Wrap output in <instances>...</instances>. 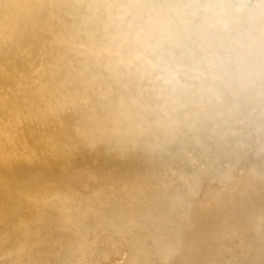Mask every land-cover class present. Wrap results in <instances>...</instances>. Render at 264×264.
I'll return each mask as SVG.
<instances>
[{"label": "bare ground", "instance_id": "6f19581e", "mask_svg": "<svg viewBox=\"0 0 264 264\" xmlns=\"http://www.w3.org/2000/svg\"><path fill=\"white\" fill-rule=\"evenodd\" d=\"M219 63L221 69H213ZM203 64L204 74L213 69L219 78L240 80L241 90L262 98L263 109L264 0H0V264H66L81 228L85 236L78 243L82 246L85 240V248L68 264H118L121 255L112 254L113 249L120 234H129L131 228L145 257L160 251L164 239L172 238L170 247L178 243L184 224L194 220L190 214H167L160 207L166 204L164 196L141 217L135 215L136 207L131 210L134 203L116 208L108 198L116 194L117 181L97 188L108 169L95 164L105 147L88 156L93 167L86 159L79 162L84 155L78 153L93 136H101L103 143L115 137L110 128L118 129L114 124L119 112L148 123L153 107L148 80L170 76L167 95L175 98L184 89L177 79H195ZM92 90L91 96L85 93ZM130 104L142 107L126 112ZM169 127L162 130L165 136L174 130ZM142 134L148 142L145 131L132 137L139 140ZM148 144L151 153L144 158L134 153L122 167L116 157L112 166L119 169L113 171L118 180L130 179L128 174L164 173L155 154L161 144L154 149ZM184 160L180 157L179 165ZM248 167L245 164L242 173H248ZM121 182L124 194L119 200L130 203L137 190L125 189L129 183ZM176 196L185 201L181 193ZM176 205L170 203L168 209H181ZM119 208L123 211L117 215L107 212ZM53 212L60 216L55 219ZM61 217L75 223L72 232L66 223L56 224ZM204 219L193 227L213 228L212 235L234 233V222L226 215L209 223ZM127 221L130 225L121 230ZM241 224L236 222V227ZM252 228L262 234L264 223ZM98 244L108 248L97 251ZM171 255L164 258L168 261ZM237 259L236 264H250Z\"/></svg>", "mask_w": 264, "mask_h": 264}, {"label": "water", "instance_id": "95a60500", "mask_svg": "<svg viewBox=\"0 0 264 264\" xmlns=\"http://www.w3.org/2000/svg\"><path fill=\"white\" fill-rule=\"evenodd\" d=\"M89 90V89H88ZM87 91V90H86ZM95 91H97L95 89ZM94 90H92V92H85L86 94H88L89 96L93 95ZM227 96H229L230 94L226 93ZM245 93H241V96H244ZM246 96V95H245ZM228 99L230 101L234 100V97L229 96ZM244 99V98H242ZM89 105H91L90 103H88ZM106 106V105H103ZM102 106V107H103ZM142 107V105H132L130 104L129 107H125V111L126 112H130V110L134 109H140ZM163 107V106H162ZM166 109V108H165ZM162 109L160 107H158V113L161 111ZM168 110V111H167ZM138 111V110H137ZM165 111L167 112H161L160 114H162L163 120H165L164 124L165 125H171L172 127H169L171 129H174L173 132L174 134L179 132L180 128L178 127L177 129L174 128L175 125L173 126V123H171V121H169L170 119H172L170 116L172 113L177 112L175 109H166ZM140 112V111H139ZM137 112V113H139ZM132 114V113H131ZM191 113L186 114V115H182L180 116V113L178 112L176 117L174 119H178V118H187L188 122L187 124L189 125V130L190 133L187 134L188 137H184L186 143L184 144L183 141V145L189 148H192L193 151V155L196 157V159L192 158L191 161V166L188 167L189 170L187 169H177L178 173L174 172L173 170L166 173V175H159L160 177L155 175H140L138 177H129L130 179H119L116 178V175L113 174V171H115L116 173L119 172V169H115L113 165L114 160H116L117 158V163L120 164V167H122L121 165H125L127 163V161L131 160V157L134 156L133 154L136 153L138 156L140 157L142 156V158H144V156L148 155L149 153H151L152 151L148 150V142H145V138L141 135H138L137 139H133L132 135L135 133H143L145 131V134L149 135L151 134L150 129H152V124L146 123V122H142L139 120H137V118H134L132 115H124L121 114L120 112L117 114L116 116V120H115V127H118V129H115V131H112V127L110 128V133L115 134V137H112L111 139L107 140L108 143H103L102 142V137L101 136H93L91 139H89V142L87 143V146H85L84 152L78 153L82 154L84 156H79V162H82V164L85 162L83 161L84 159H86V161H88V163L90 164V167L96 166L95 164H103L102 168H106V166H104V164L108 165V169H105L104 171L106 175L108 176H104L102 178L101 183H99V185L97 186V188L102 187V185H104L105 183L108 182V184H111L113 180H116L117 182L114 183L113 188L115 186V190L117 191L116 194L114 193V196L112 195L111 198H108V202H110L111 205H117L116 208H118L119 206H126V205H130L133 204V208L131 210H134V207L136 208H142V207H147L148 205L150 206V204H152L155 200L157 201V198H161L162 196H164L163 200L166 202V204H164V202H162L160 204V207L162 210H166L167 214L168 212L171 213L172 212V208L168 209L169 206V197L171 194H176L179 189H183V193L187 194L189 190L195 189L197 188L196 192L200 194H204L205 190L203 189L204 186V181L206 180L202 174L201 171V167L202 164H207V166L209 167V169L214 170V165L216 167H220V169L218 170H222L227 168V166H231V168L235 165L240 166V164H253L254 162H256L257 156H256V152L252 149H250V147L248 145H244V147H241L240 144L238 143L237 140H234L232 138H230V133L229 131L232 130V128L234 127L233 122H229L227 124L230 125V130L227 131L225 130L226 133L222 134L220 132H218L220 136H214L215 133L213 134L212 132L208 131L207 128H204L205 126H207L205 123L207 122V119H210L209 117H204L203 114L200 117L199 115L195 116L192 115L190 116ZM212 116V113H209ZM166 115V119L164 118ZM264 115V114H263ZM121 116V117H120ZM131 117H133L134 119H131ZM226 118V117H225ZM211 120V119H210ZM262 122V121H261ZM264 122V121H263ZM186 123V122H185ZM163 123H156L155 125H162ZM163 124V125H164ZM194 125L191 129H190V125ZM203 124L204 127H202L201 129L199 128V126H202ZM223 127V128H227ZM176 129V130H175ZM205 129H207V132L205 131ZM210 129V127H209ZM217 129V128H215ZM135 130H137V132H134ZM133 131V133H132ZM147 131V132H146ZM218 131V130H217ZM170 132V133H171ZM156 133V132H155ZM153 133L152 135H157L159 133V135H163V131L159 132L157 134ZM170 134V137L172 136V134ZM119 134V135H117ZM173 134V135H174ZM140 136V137H139ZM194 136V137H193ZM167 137V135H166ZM88 140V139H87ZM193 140V141H192ZM157 142V140H155ZM86 143V142H85ZM89 143H92L91 146H89ZM172 143H170V145H166L167 147H170ZM103 145V146H102ZM192 146V147H190ZM246 146V147H245ZM102 147L104 148V153H101L103 157H100L97 155L95 164H93V160L92 158H88V156H91V154L97 152V150L102 149ZM130 147H134L135 151H133V153L131 152ZM117 150V151H116ZM183 151V150H182ZM103 152V151H102ZM119 153L120 155L116 154ZM191 152V151H190ZM189 152V154H190ZM185 155V153H183ZM245 154L244 156H248V160L245 161L244 156L243 158L240 157V155ZM208 155H210L211 159H209V163H211L210 166L208 161H206V158L208 157ZM264 156V154H262ZM96 156V155H93ZM117 157V158H116ZM195 160V161H194ZM105 161V162H104ZM120 161V162H119ZM133 161V160H132ZM135 161V160H134ZM214 161V162H213ZM214 164V165H213ZM85 165V164H84ZM117 166V165H116ZM119 166V165H118ZM112 171V172H110ZM204 172V171H203ZM211 172V171H210ZM114 175L111 176L110 175ZM226 173V171H225ZM110 175V176H109ZM185 175V176H184ZM189 176V183L185 184L183 183V177ZM232 175L228 174L227 177L231 178ZM110 177H113L109 180ZM226 177V178H227ZM264 177V176H263ZM181 178L182 181H180ZM225 178V179H226ZM238 178V177H237ZM138 179L140 181H138ZM233 179V178H232ZM248 180V179H247ZM124 181L126 183H129V185H126V188H130V189H136L137 193L136 195H133V198L131 196V198H133V201H131L130 203H124V200L121 202L119 200V198H122V194L123 190L121 187V185H119L121 182ZM254 186H257L256 183V179H254ZM123 182V183H124ZM139 182H141L139 184ZM224 182V181H223ZM125 183V184H126ZM230 183H234V190H235V204L237 206L235 207H231L230 205L228 206L225 203V192L223 191V193H220L219 198L216 197L217 194H215L212 197H208V200L205 201L206 206H209V211H206L205 214V219L204 222L206 221L207 223H209V221L216 219L218 215H222L224 213H229L230 217L232 218V221L234 223H232L234 228L232 231H234V233H226L225 231H223V235L220 236L219 234L217 235H212L210 233V230H212L213 228H208L201 224L198 226V228L193 227L194 225H197L200 220H202V216H199L197 219H194L192 221V223H185L184 224V229H185V233L184 235H182V238L180 239L179 236V241H177L178 243H175V245L173 247H170L171 244L169 243L170 239L172 240L171 237L167 238L166 241L165 239L162 241L161 243V248L159 249L160 251L155 250L152 251V254L155 253V255L151 256H147L143 254L140 255V250L137 249L140 245H138L136 243V238L133 237L131 234H133V229L131 228V230H129V234L126 233H121L119 239L121 240L118 244L117 247H115V249H113V253L112 254H119L121 255V258H118V260H120V262L118 264H131L130 262H141V264H145V262H147V264H236L237 262V258H245V261H249L250 264H263L264 263V232L262 234L258 233V231L255 229L252 231V224H255L258 222L259 226L260 224L263 225L264 221L262 220L264 218V214L263 217H260V215L262 213H264V207L260 206L256 203V205L254 204L255 201H253L252 197H258L256 199V202H260V198H262V189L259 188V190L250 189V196H252L251 198H248L247 202H245L244 198L241 197V193L244 192V190H240L243 189V184H240V188L238 189L237 185L234 180L231 181V179H229L228 181H225L224 184H230ZM248 185L250 186V188L252 187V181L248 180ZM122 184V182H121ZM135 184V187H133ZM202 185V186H201ZM259 187V186H258ZM112 188V189H113ZM158 188V189H156ZM111 189V190H112ZM121 189V191H120ZM163 189V190H162ZM120 191V192H119ZM181 191V190H180ZM208 191V190H207ZM258 191V192H257ZM82 193H87V191L85 189L82 188ZM181 193V192H180ZM198 193V195H199ZM119 195V196H118ZM195 195V196H198ZM244 195V193H243ZM86 196V195H85ZM88 196V195H87ZM86 196V197H87ZM161 196V197H160ZM228 197H230V195H228ZM138 199V200H137ZM153 199V200H151ZM194 199V198H193ZM250 200V201H249ZM155 201V202H156ZM144 204V205H143ZM84 205V203L82 202L80 204V207ZM135 205V206H134ZM143 205V206H142ZM166 205V208H164V206ZM93 206H95V204H93ZM211 206V207H210ZM98 207V205H96V208ZM115 208V209H116ZM131 208V207H130ZM208 208V207H206ZM213 208V209H212ZM219 209L220 212H217L218 214H216L215 212H213V215L210 216L207 213L211 214L212 211L210 210H215V209ZM137 209V210H138ZM245 209H247L249 212H246ZM49 211V209H47ZM45 210V211H47ZM111 210V209H110ZM252 210H256V212L258 213V217L254 218L252 216L248 217L249 215L252 214ZM120 211H123L122 208L117 209V211H107L108 213L111 212V214L113 215H117L119 214ZM174 213L172 215L175 216H180L179 214H182V211H184V209H178V210H173ZM48 213V212H46ZM110 214V213H109ZM216 215V216H215ZM53 216L55 217V219L58 218V216H60V213H55L53 212ZM104 217V215H103ZM114 217V216H113ZM112 217V218H113ZM207 217V218H206ZM215 217V218H213ZM252 217V218H251ZM247 218V219H246ZM254 218V219H253ZM261 218V219H260ZM114 220V219H112ZM240 222L242 223L240 225V227L238 228V226L236 227V222ZM217 223H219V221H216ZM254 222V223H253ZM66 223V224H65ZM183 223V222H182ZM57 225L62 226V225H66L68 227V231L69 233L72 232L71 229H73V227L75 226V223L68 224L67 222L63 221V218L61 217V220L59 222H56ZM118 224V223H116ZM206 224V223H205ZM127 225L129 226L130 223L127 221L124 225L121 224V230L124 229L125 227H127ZM203 225V226H202ZM57 227V226H56ZM194 228V229H193ZM67 231V229L65 230ZM82 233H80V236L83 237L84 235V229L81 228ZM135 232H137L135 230ZM134 232V233H135ZM222 231L220 230V233ZM66 234V233H65ZM137 236V235H136ZM170 236V235H169ZM55 237H60V234H56ZM79 238V240H77V244L73 246L71 252H69L66 256V264H68V261L71 260H76L77 256L79 255V252H81L82 250H84L85 248V240L82 242V246L80 245L82 238ZM122 239L124 241H122ZM201 239V240H200ZM233 243V245H230L231 240ZM206 240V241H203ZM80 242V243H78ZM204 242V243H203ZM227 243V246H223L222 244ZM102 243V242H101ZM100 244V242H99ZM98 244V245H99ZM84 245V248H82ZM239 245V246H236ZM135 246V247H134ZM108 248V247H106ZM105 245H99L97 251H106ZM109 250V249H107ZM213 250V251H212ZM253 255V258H251V253ZM126 252L127 256H122V252ZM224 251L227 252V256H225V258H223L222 254L224 253ZM202 254V257H198V254ZM210 254L206 257V255L204 256V253ZM125 253V254H126ZM157 253V254H156ZM168 254H172L171 258L167 261L164 257ZM251 256V257H250ZM14 258V257H13ZM12 258L11 261L14 262V259ZM151 258V259H150ZM142 261H141V260ZM150 259V262H149ZM110 260V259H109ZM124 260V261H123ZM7 264V263H5ZM9 264V261H8Z\"/></svg>", "mask_w": 264, "mask_h": 264}, {"label": "rangeland", "instance_id": "374dc122", "mask_svg": "<svg viewBox=\"0 0 264 264\" xmlns=\"http://www.w3.org/2000/svg\"><path fill=\"white\" fill-rule=\"evenodd\" d=\"M205 50H208V48H206ZM175 55L178 57L177 54ZM219 64L213 69H216V68L221 69L220 66L222 64L221 63ZM203 66L205 65L204 64L202 65L201 71H198L199 72L198 76H195L196 77L195 79L189 78V76H186L188 77L187 81H184V79L182 81H180L179 78L177 79L179 82H181V83L178 82L179 84H184L182 86L184 87L183 92H185V93L182 92V95L177 96L178 98L177 97L169 98L172 94H169V96L167 95L168 91L166 89H167V84L171 82V80L169 79L170 76L168 77L162 76L161 78L159 76H156L154 78H151V80H148V83L145 84V86L149 87V89L152 91V94H151L152 97L149 102L151 104V107L153 106L151 110V115H150L151 117L148 121V123L150 122L152 124V129H150L152 131H150L151 132L150 136L146 134L148 138L147 141L152 145L153 149L155 148L156 144H159V145L161 144L159 153L156 151L155 154L159 155L158 160L163 165V166L161 165V167H164L163 168L164 173L156 172L153 175L157 174L156 176L160 177L159 175L161 176L166 175V173L172 170L178 173V170H177L178 168L180 170L181 169L189 170L191 167L189 169L188 167L191 166L192 158L196 159V157L192 153L193 149L183 145V141H184V144L186 143V141L184 140L185 139L184 137H188L187 134L190 133L189 125H188L189 123L187 124L188 122L187 118L181 117L178 119L177 118L174 119L178 112L180 113V116L191 113L190 116L194 115V117L197 115L201 117L202 114L204 117H209L211 120L210 119L206 120L207 122L205 124L207 126L204 127L205 124H203L202 126H199V128L200 129L202 127L207 128L208 131L212 132L213 134L215 133L214 136L216 137L220 136L218 135L219 134L218 132H220L221 130L222 131L220 133L222 134V136L224 133H226L225 130L227 131L230 130L231 127L227 123L231 121L233 122V124L237 123L236 125H234L232 130L229 131L230 138L237 140L241 147H244V145H248L250 149L253 148V150L256 152L255 154L258 160L251 165L248 164L249 165V167L247 168L248 173H242L243 171L242 167L245 164L243 165L240 164V166L235 165L232 168L231 166L230 167L227 166V168L222 169V170H218L220 169V167H216L214 164H213L214 170L209 169L207 164L206 165L202 164L200 172H202L204 178L206 179L203 182L205 186L203 188L205 190V193L200 194L199 193L200 191H199L198 192L199 195H198V193L196 192L197 188H195V189L189 190L188 193L185 194L183 193L184 192L183 189H179V191L176 194H171L169 197L170 198L169 204L173 202L176 203L177 204L176 206L184 209L185 212L187 214H190L194 219H197L199 216L206 213V211H209V206H206L205 204V201L208 200V197H212L215 194H217L216 197L219 198L220 193H223V191L225 192V198H224L225 203L228 206L230 205L232 208L237 206L235 204L236 197L234 195L236 194L234 190V187L236 185L234 186V183L224 184L225 181H228L229 179H231V181L234 180V182L238 184L237 185L238 189L240 188V184L241 183L243 184V189H240V190L241 191L244 190L243 192L244 195L243 193H241L240 196L244 198L245 202H247L248 198L252 197L249 195L250 189L251 190L253 189L259 190V188L262 189L263 190L261 193L262 198H260L259 200L261 201V203H264V177H263L264 176V156L262 155L264 154V122H263L264 121V115H263L264 107L262 110L260 109L261 105H260L259 100L261 97H259L258 95L253 96L252 92L250 93L249 90L248 91L243 90V89L241 90V87L239 85V83H241L240 80L238 82L236 81L233 83L232 81L234 80L231 79L232 81H230L227 76H223L219 78L217 76L216 70L214 71L213 69H211L208 75L207 73L204 74L202 71L204 70L205 67ZM195 81L196 83L191 84L192 82H195ZM232 83L234 84L233 88H231ZM171 88L172 90H174L175 86L173 87L170 86V90ZM206 88H208V92ZM242 92L245 93L246 96L245 95L241 96ZM160 93L162 94V96L160 95ZM226 93L230 94L229 96L234 97V100L230 101L228 99L229 96H227ZM163 95L166 97H163ZM179 98H180V101L178 100ZM158 107L162 109L159 113H158ZM165 108L166 109L171 108L177 111L171 114L170 117L172 119H170L169 121L173 123V126L175 125L174 128L176 129L178 127L180 128L179 136L173 135L174 133L172 134L171 137L170 136L166 137L164 134L159 135L158 131L162 132L163 129H166L167 126H169V125L164 124L165 120H163L162 114H160L161 112L168 111V110L165 111L166 110ZM258 109H260L261 112H258ZM209 113H212L213 117H211ZM164 116H165L164 118L166 119V115ZM160 122L163 123L164 125L163 124L161 126L155 125L156 123H160ZM193 126H194L193 124L190 125V129ZM226 126L228 127L223 128ZM207 129H205L206 132H207ZM153 133L155 134L158 133V134L153 136L152 135ZM155 140H157V142ZM170 143H172L171 146L166 148V145L168 146L170 145ZM183 153H185V155ZM244 155L245 154H242L240 155V157L243 158ZM180 157L182 159L184 157L185 159L183 161V165H179L178 163L180 160ZM209 159H211L210 155H208V157L206 158V161H208V163H209ZM244 159H245L244 162H246V160H248V156L247 155L244 156ZM210 164L211 163H209V165ZM228 174L232 175L231 178L227 177ZM128 177L136 178V175L128 174ZM188 177L189 176L183 177L184 178L183 183L187 184L190 182ZM178 179L182 181L181 178H178ZM247 179L249 181H252L251 188L248 185L249 183ZM254 179H256L257 186H254L255 185ZM180 192H181V196L183 195L182 199L185 200L184 202L178 199V197L180 196H176ZM195 195H198V196H195ZM228 195H230V197H228ZM171 197H174L173 198L174 201ZM257 198L258 197H252L253 201H255L254 204L257 203L256 202ZM155 201L152 204H150V206L148 205L147 207H142L139 209L136 208L135 215H138L141 217L142 214H145V212L147 213V211L152 209L153 204L156 203ZM226 201H229V203ZM155 209H157L156 206L153 207V210ZM210 211H212L211 214L207 213L210 216L213 215V212H215L216 214H218L217 212H220L218 208L215 209L214 211L213 210H210ZM245 211L249 212L247 209H245ZM253 211H256V210H252V214L249 215L248 217L253 216L257 213ZM173 213L174 211L172 210L170 214H173ZM263 214L264 213H262L260 217H263ZM222 215L230 216L229 213L227 212ZM202 217H205V214ZM200 222L202 221L200 220ZM177 239L179 241V238ZM203 241H206V240H203Z\"/></svg>", "mask_w": 264, "mask_h": 264}]
</instances>
